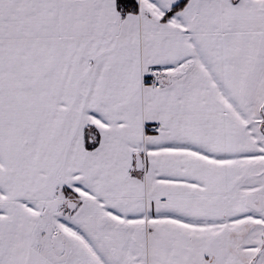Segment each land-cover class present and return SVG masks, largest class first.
<instances>
[{
  "label": "snow or ice",
  "instance_id": "6c2138e0",
  "mask_svg": "<svg viewBox=\"0 0 264 264\" xmlns=\"http://www.w3.org/2000/svg\"><path fill=\"white\" fill-rule=\"evenodd\" d=\"M0 264H264V0H0Z\"/></svg>",
  "mask_w": 264,
  "mask_h": 264
}]
</instances>
